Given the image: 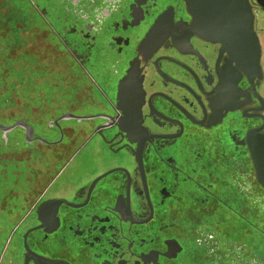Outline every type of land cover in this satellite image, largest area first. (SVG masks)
I'll return each instance as SVG.
<instances>
[{"label": "flooded vegetation", "instance_id": "obj_1", "mask_svg": "<svg viewBox=\"0 0 264 264\" xmlns=\"http://www.w3.org/2000/svg\"><path fill=\"white\" fill-rule=\"evenodd\" d=\"M10 1L0 264H264V0L255 63L197 29L207 0Z\"/></svg>", "mask_w": 264, "mask_h": 264}, {"label": "water", "instance_id": "obj_2", "mask_svg": "<svg viewBox=\"0 0 264 264\" xmlns=\"http://www.w3.org/2000/svg\"><path fill=\"white\" fill-rule=\"evenodd\" d=\"M204 5L189 6L196 15V27L207 36L224 42L228 50H233L249 62H256L257 47L252 37L250 17L245 0H207ZM203 24L206 26L203 27ZM0 130H3L0 127ZM250 155L257 182L264 188V134L255 136Z\"/></svg>", "mask_w": 264, "mask_h": 264}, {"label": "rangeland", "instance_id": "obj_3", "mask_svg": "<svg viewBox=\"0 0 264 264\" xmlns=\"http://www.w3.org/2000/svg\"><path fill=\"white\" fill-rule=\"evenodd\" d=\"M2 3L3 4H6L7 2H6V0H2ZM14 4H17V2L14 1V0H11L10 1V5L14 6ZM16 110H17L16 108H8V106H6V107L2 106L1 107V103H0V117H4L5 118V117H7L6 116L7 114H9L11 112L13 113V111H16ZM0 123L1 124H8L9 123V120L0 118ZM84 158H85L84 154H80V155H78L75 158V160L76 161H82V160H84ZM7 167H11V164L10 163L9 164L7 163L6 166H5V170L7 169ZM5 172H4V174H5ZM5 175L2 176V174H0V181L3 182L5 180Z\"/></svg>", "mask_w": 264, "mask_h": 264}]
</instances>
